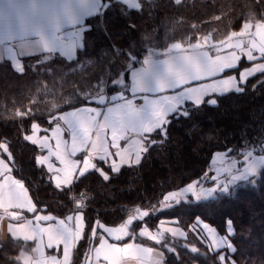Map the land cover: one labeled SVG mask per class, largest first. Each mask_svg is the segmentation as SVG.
I'll return each mask as SVG.
<instances>
[{
	"label": "trees",
	"instance_id": "1",
	"mask_svg": "<svg viewBox=\"0 0 264 264\" xmlns=\"http://www.w3.org/2000/svg\"><path fill=\"white\" fill-rule=\"evenodd\" d=\"M139 8L141 11H135L115 0H105L101 14L85 20L91 30L84 33L86 48L79 52L80 62L75 67H69L56 55H48L51 63L40 69L33 63L37 55L25 58L23 76L13 73L6 63L0 65V142L8 143L15 157L10 162L13 176L24 183L36 205H46V213L55 217L62 218L72 212L68 198L50 190L46 169L35 165L39 149L22 138L30 134L33 122L49 129L53 125L48 123L49 115L55 118L63 111L80 107L82 100L77 102L71 96L77 85L83 90L78 93L81 97L92 94L96 99L117 92L109 81L120 74L124 82L119 92L124 91L129 81L123 73L129 72L133 63L136 67L145 57L163 55L172 44L211 48L237 34L244 23L264 24V0H142ZM243 64L232 72L237 73ZM45 68L49 69L48 73ZM261 81L264 75L257 74L249 79L242 93L216 96L217 106L204 104L193 108L189 104L191 115L187 119H173L166 140L143 153L139 166H125L107 183L101 182L94 172L84 177L76 188L77 192L86 186L90 188L91 200L85 212L89 227L73 253L72 264H83L89 248L96 243L98 235L91 237L94 221L117 226L136 207L151 213L145 223L150 229H155L161 220H174L185 231L183 240L165 235L178 252V256L166 253V264H213L211 258H205L206 252L211 256L205 239L201 240L202 235L197 236L192 230L196 217L214 226L221 235L225 219L230 218L235 228L231 242L237 249L238 264H245V260L247 264L264 262V172L256 188L238 187L231 195L203 203H196L189 196L191 203L162 210L164 195L173 190L198 179L201 182L197 185L212 186L214 182L205 173L213 175V157L223 154L226 148L237 150L232 156H237L241 149L264 153L258 147L264 142V82ZM254 85H258L255 90ZM155 138L159 141L158 134ZM141 224L134 222L130 226L129 238L161 251V246L153 241L135 235ZM0 243H3L0 264H15L18 258L34 253L30 242L27 249L19 250V256L8 238L0 239ZM192 247L197 248V253L190 251Z\"/></svg>",
	"mask_w": 264,
	"mask_h": 264
},
{
	"label": "snow or ice",
	"instance_id": "2",
	"mask_svg": "<svg viewBox=\"0 0 264 264\" xmlns=\"http://www.w3.org/2000/svg\"><path fill=\"white\" fill-rule=\"evenodd\" d=\"M2 2V0H0ZM84 0H32L34 5V17L33 24L36 29L37 41L32 49L28 53H21L13 56L9 54L7 59L0 57V65L7 64L10 70L23 76L25 73L24 59L36 54L37 59L33 63L36 69H40L46 64H50L49 56L46 54L55 53L56 56L68 64L69 67H75L80 62L79 52L86 48L84 43L86 31L91 30V25L86 24L84 16L88 17L94 15H100L101 11L90 13L87 11L78 12V9H83ZM117 3L122 0H116ZM124 2V0H123ZM142 0H128L125 3L126 6L131 4V9L135 11H141L135 7L136 4H140ZM103 6L105 0H100ZM58 5L62 10V15L48 16L40 15L42 12L53 6ZM106 10V9H104ZM155 11V9H153ZM61 25H67L71 27H78V31L71 33L72 44L70 47L64 43V38L58 33L60 32ZM259 40V35L257 36ZM176 49H180L181 45L176 44ZM195 47H200L196 45ZM240 48L242 51L234 56L231 61L225 62L223 65L217 67L214 64L208 63L201 65L199 63L191 64L190 57L185 56L184 60L188 61V65H174L165 62L164 65L159 67H145L142 68L132 81L131 87L128 92L132 97H135L137 93L147 92H165L172 93L171 96L164 98L165 103L163 106H154L148 108L146 106H137L136 101L132 98L126 97L124 92H119L121 83V75L117 74L115 79H111L109 84L112 88L117 89V92L110 94V99L113 102V106L107 107L104 112H101L100 107L93 105L103 106L106 104L105 95L99 96L98 99H94L92 94H87L81 97L78 93L83 91L77 85L75 91L71 93V96H75L77 102L82 100V104L79 108H73L72 111L67 113H59L53 118L52 115L48 117V123L54 126L51 129L41 128L37 122L31 124V134H24L23 140L32 144L39 149H47V155H38L35 157V165L37 167L46 169L47 173H50V178L47 180V184L51 191L58 194V196H64L68 198V206L70 212L66 217L68 224H65V220L61 219L58 222L64 227L60 231H54L49 229L47 236L49 243L47 248L59 247L63 245V259H59L56 255H45L43 261H36L35 264H72L73 253L76 250L78 243L84 239L85 229L89 227L86 222L85 212L86 205L90 202L91 197L88 195L90 192L89 187H84L77 192L76 186L81 180L89 175V173H96L101 182L107 183L112 178V175H119L122 169L127 167L139 166L142 162V153L146 154L151 147L155 146L158 142H163L167 138L168 125L171 124L173 119H179L181 117L187 119L191 115L189 110V103L193 108H198L201 105L207 104L208 106H217L218 100L216 96H223L231 92L240 94L245 89L244 86L248 83L249 79L257 74L264 75V48L258 44L250 46L249 49H245L241 43ZM115 51V48L113 49ZM258 53V55H257ZM74 54L75 59H74ZM123 54V53H121ZM66 58V59H65ZM246 58L251 66L244 68L239 72V76L229 75L227 78H221L218 81H212L211 83H201L193 85L195 81L205 80L210 77H218L221 73H224L227 69H236L239 67L242 59ZM55 59V58H53ZM260 61L252 64V62ZM143 65H149L150 61L147 59L142 60ZM135 68V64H132ZM191 67V71L188 68ZM49 69L45 68V73H48ZM51 71L54 73L55 68ZM131 71V70H130ZM129 72L123 73V76H129ZM264 82V81H261ZM258 85L253 86V90ZM107 92V89H105ZM205 97H212L205 100ZM119 99L122 103H115ZM114 113L118 115L113 116ZM17 115H20L18 112ZM42 115V114H41ZM71 116L73 119H69ZM102 117V119H101ZM27 116L24 117V119ZM62 121L65 125L71 129V139L73 141L70 151H60L62 144L63 132L60 123ZM74 121L76 122L74 124ZM79 126V131H76V126ZM43 131L44 133H50L43 136L38 134ZM110 132V143L109 135ZM129 133H135L138 140L132 141L138 145L135 152L130 151L129 147L125 145L121 148L120 141L127 140ZM155 134H158L159 141L155 138ZM49 139L56 141V151H53L48 144ZM79 139V144L76 143ZM44 141L46 143H41ZM243 143V141H242ZM256 146H253L255 148ZM259 149L264 152V142L259 143ZM110 149H115L113 152ZM0 150L7 156L6 160L0 156V178H3V183H0V209L4 213H9V208H26L30 213H46L47 206H38L32 199L29 198V192L25 188L24 183L18 179H13L11 173L14 169L9 162H14L15 157L10 151V145L5 142H0ZM236 149L226 148L224 150V157L231 159L235 164V172H232L227 181H220L215 187L201 188L197 191V184L201 182L200 179L189 183L186 187L169 192L164 195L162 201V210H173L181 207L186 202L191 203V199L188 194L195 198L196 203H203L208 200H216L224 195H231L236 188L247 186L256 188L259 185L262 172H264V154H255L253 150L245 152L243 149L239 150L237 156H232ZM79 152H86L87 154L81 161L70 159L69 157H75ZM52 156L56 157L61 167H56L50 162ZM243 157V159H240ZM98 161V162H97ZM107 169V170H106ZM231 171V169H230ZM205 177L210 181H218V177L215 175L209 176L205 173ZM15 187L19 189L18 192H10L8 195L7 203H5L2 190L5 187ZM15 197V199H13ZM21 197L23 199L21 200ZM20 201H26L29 206H25ZM151 215L148 211H142L141 207H136L134 214L128 216L127 220L121 224L118 228L108 227L100 221H94L91 226V237L94 239L98 235V230L108 233L113 239L119 241L128 237L131 232L130 226L134 222H141L142 226L146 223V218ZM13 220L20 218L18 213H12ZM3 218V217H0ZM35 220L39 222L40 219L45 221H52L53 215L49 214H37ZM178 219V218H173ZM75 221V228L71 227V222ZM202 220L200 217L195 218V223L192 225V230L196 232L197 236H200V226ZM32 225L31 220H26L25 224L15 225L18 231L15 233L12 230L8 232V240L11 242V246L17 249V255L19 256V250L27 249V242L37 241L35 234L28 235V229ZM224 234L220 235L218 230L209 225L207 222H203V230H207V233L213 241L208 253H205V258H211L213 264H238L235 257L237 249L231 242V238L235 235V228L233 221L230 218H226L224 222ZM165 233H170L174 238L185 236L184 231L179 227L175 228H162L159 231L152 232L143 228L139 232V236L147 237V239L153 241L156 245L161 246V251L157 252L159 257L156 264H166V253L178 256V252L173 244L169 243L165 239ZM204 237L201 236V240ZM0 247H3V243H0ZM134 247L133 244H126L123 248L109 244L103 235L99 236V247L95 248V256L98 260L101 253L105 249L112 250L114 252H128ZM138 250H142L148 253L153 252L152 248L140 249L139 245H136ZM192 253H197V248L192 247L190 249ZM224 252L225 254H221ZM229 257H232L230 260ZM105 260H109L107 255L104 256ZM241 259H244L241 257ZM15 264H24L23 257L18 258ZM109 264H113L109 261ZM247 264V260H245ZM264 264V262H261Z\"/></svg>",
	"mask_w": 264,
	"mask_h": 264
},
{
	"label": "crops",
	"instance_id": "3",
	"mask_svg": "<svg viewBox=\"0 0 264 264\" xmlns=\"http://www.w3.org/2000/svg\"><path fill=\"white\" fill-rule=\"evenodd\" d=\"M116 1V0H115ZM174 1H180V0H174ZM125 3L128 2V0H124ZM120 2L124 6L125 3ZM137 5L135 7L137 8ZM104 5L102 6L100 3V0H84L82 8L78 9V12L87 11L90 13H94L96 11H101L103 9ZM127 8L131 9V4L126 6ZM40 15H56L60 16L62 15V10L58 5H53L49 7L46 12L40 13ZM96 16V15H94ZM33 17H34V5L32 3V0H2L0 2V57H3L4 59H7L9 57V54L16 56L21 53H28L32 51L36 41H37V35H36V29L33 24ZM93 17V16H91ZM87 15L84 16V21L88 19ZM250 23V22H248ZM251 27L249 30H247L246 33L249 35H244L248 37H242V36H234L230 37L226 42H224L221 45L215 46L214 48H191L186 50H171L165 52L163 55L160 56H150L145 57L144 59H147L150 61L149 65H143L142 61L135 67L131 68L129 71L128 76V86H127V92H125L126 97L132 98L136 101L137 106H146L148 108H152L154 106H163V103H165L164 98L167 96H171L172 93L169 91L165 92H147V93H137L135 97L131 96V93L128 92V89L131 87L132 81L135 80L136 76L134 74H138L139 71L142 68L145 67H159L164 65L165 62L180 66V65H188L189 62L184 60V57H190L191 64L199 63L201 65L205 64L207 61L208 63L214 64L217 67L223 65L225 62L231 61L234 56L238 55L242 49L240 48L241 43L243 44L245 49H249L250 46L259 45L260 47L264 48V24L260 23H250ZM78 27H71L67 25H61L60 32L58 35L62 36L64 38V43L66 46L70 47L72 44V37L71 33H74L78 31ZM259 35V40L257 39V36ZM247 38V39H244ZM246 41V45L244 43ZM36 54H33L31 56H35ZM46 55H56L55 53L52 54H46ZM258 55V53H257ZM75 57V54H74ZM66 59V58H65ZM142 59V60H144ZM241 62H243V66L237 71V73L232 72L233 69H227L224 73H221L218 77H210L205 80L201 81H195L193 82V85L188 86H194L195 84H201V83H211L212 81H218L221 78H227L229 75H236L239 76V72L243 70L246 67L251 66L250 63L247 61L246 58L242 59ZM240 62V63H241ZM260 61L252 62V64L258 63ZM189 71H191V67L188 68ZM229 71V72H228ZM231 71V72H230ZM101 96V95H100ZM97 97L96 99H98ZM106 98V104L103 106L100 105H93L100 107L101 112H104L107 107L113 106V102L110 99V95H105ZM209 97H205V100ZM117 104L122 103L119 99L115 102ZM190 104V103H189ZM79 108V107H77ZM72 111V109L63 111L61 113H67ZM118 115L117 113H114L113 116ZM69 119H73L71 116H69ZM102 119V117H101ZM58 123L60 121H57ZM63 123V122H62ZM76 122L74 121V124ZM64 124V123H63ZM54 125H52L49 129H51ZM65 128L68 130V141L67 145H65V141L62 138V144L60 151L64 152L66 149L70 151L72 146V139H71V129L68 128L67 125H65ZM76 131H79V126L77 124ZM31 134V132H30ZM50 135V133H44L40 132L38 135ZM109 135V143L110 141V132ZM139 137L136 136L135 133H129L127 140L120 141L121 148H123L125 145H127L130 149V151L135 152L138 148V145L135 143H132V141L138 140ZM41 143H46L44 141H41ZM77 144H79V139L76 141ZM48 144L51 146L53 151H56V141L54 139H49ZM38 148V147H37ZM39 149V148H38ZM111 151L115 152V149H110ZM40 153L38 155H47L48 150L47 149H39ZM81 152H79L75 157H69L70 159L79 160L81 161L82 166V159L87 154L84 152L83 156L80 155ZM37 155V156H38ZM143 155V153H142ZM0 156H2L6 162H7V156L6 154L2 153V150H0ZM243 159V157H242ZM50 162L54 164L56 167H61L59 164V161L56 160L55 156H52L50 158ZM98 162V161H97ZM212 171L213 175L217 176L219 179L218 181H215L212 186H204L202 183L197 185V191H199L202 187L203 188H210L215 187L217 183L220 181H227L232 174V172H235L236 164L231 159H226L223 154H216L213 157L212 161ZM10 163V162H9ZM231 169V171H230ZM49 175H51L49 173ZM12 176V173H11ZM13 179H15L12 176ZM0 183H3V178H0ZM19 189H16L13 187H5L2 192L4 195L5 203H7L8 195L10 192H18ZM188 196H191V193L188 194ZM29 198L31 199L30 195ZM195 199L194 197H192ZM15 199V197H13ZM23 197H21V200ZM20 203L24 204L25 206H29L26 201H20ZM9 213H4L2 209H0V239L5 240L8 238V232L9 230H12L14 233L18 231L15 227V225H22L26 223V220H31L32 225L30 229H28V235L35 234L37 237V241H29L33 244L34 247V253L33 255H28L26 261L24 264H35L36 261H43L44 253L45 255H56L59 259H63V245H60L58 248L53 247L52 249L47 248V244L49 243L47 233L50 228H52L54 231H60L64 227L61 225L58 221L61 219L65 220V224H68V221L66 220L67 214L62 217L58 218L54 216V219L52 221H45V219H40L39 222L35 220V215L37 214H48V213H30L27 211L26 208H9ZM135 211H133L131 214H134ZM12 213H18L20 218L17 220H13L11 217ZM73 214V213H71ZM51 215V214H49ZM128 215V216H129ZM128 216L125 218L123 223L127 220ZM195 223V222H194ZM122 224V223H121ZM113 226V228H118L121 226ZM203 224V222H202ZM202 224L200 226V234L204 237L206 245L208 249L211 247L213 241L209 237L207 230H203ZM71 227L75 228V221L71 222ZM175 228L176 226L174 220H161L159 223H157L155 229H150L145 224H142L139 226V228L136 230L135 235L142 240H149L147 237H141L139 236V232L143 230V228H146L149 231L156 232L159 231L162 228ZM180 228V227H179ZM181 229V228H180ZM182 230V229H181ZM184 231V230H182ZM185 233V231H184ZM103 235L104 238L108 241L109 244H115L121 248H123L126 244H133L134 247L130 249L128 252H114L109 249H105L102 251L100 258L97 260L95 256L94 249L99 247V236ZM131 235V234H130ZM125 237L123 240H115L111 236L108 235V233L103 232V230H98V239L96 243L91 246L83 260V264H109V261H112L113 264H156V261L158 260L157 256V249H153V252L148 253L142 250H138L136 248V245H139L140 249L145 248H151L148 247L146 244H141L139 242H136L132 237ZM164 235H170V233H165ZM221 235V234H220ZM174 238V237H172ZM175 239H186V233L183 238L176 237ZM151 241V240H150ZM221 254H225L224 252H221ZM107 255L109 257V260H105L104 256ZM223 263V262H222ZM196 264V263H194Z\"/></svg>",
	"mask_w": 264,
	"mask_h": 264
},
{
	"label": "rangeland",
	"instance_id": "4",
	"mask_svg": "<svg viewBox=\"0 0 264 264\" xmlns=\"http://www.w3.org/2000/svg\"><path fill=\"white\" fill-rule=\"evenodd\" d=\"M137 7H138V5H137ZM261 24V23H260ZM250 27H251V24L250 23H244L243 25H242V28L240 29V31L237 33V34H233L232 35V37H234V36H242V37H248V36H244V35H249L248 33H246L247 32V30H249L250 29ZM244 39H247V38H244ZM244 43H245V45H246V41H244ZM176 44H172L171 46H169L168 48H167V50L165 51V52H167V51H171V50H173V51H175V50H186V49H191V48H197V47H195L196 45H192V46H189V47H184V46H182L181 45V48L180 49H176L174 46H175ZM215 47V46H214ZM213 46H211V48H214ZM198 48H200V47H198ZM210 48V47H209ZM210 48V49H211ZM206 49V48H205ZM208 49V48H207ZM164 52V53H165ZM130 59L131 60H133V58H131L130 57ZM122 92H127V87L124 89V91H122ZM58 123V122H57ZM60 123V125H61V129H62V132H63V139H64V141H65V145H67V141H68V130L65 128V126H64V124L62 123V121H60L59 122ZM83 154H84V152H81L80 153V155L81 156H83ZM264 154V153H263ZM85 155V154H84ZM255 155V154H254ZM78 156V155H77ZM77 156H76V158H77ZM12 176H13V174H12ZM14 177V176H13ZM15 178V177H14ZM16 179V178H15ZM130 216V215H129ZM130 234H132V233H130ZM27 257H28V255L27 256H24L23 257V261L25 262L26 261V259H27Z\"/></svg>",
	"mask_w": 264,
	"mask_h": 264
},
{
	"label": "built area",
	"instance_id": "5",
	"mask_svg": "<svg viewBox=\"0 0 264 264\" xmlns=\"http://www.w3.org/2000/svg\"><path fill=\"white\" fill-rule=\"evenodd\" d=\"M67 215H69V214H67Z\"/></svg>",
	"mask_w": 264,
	"mask_h": 264
}]
</instances>
